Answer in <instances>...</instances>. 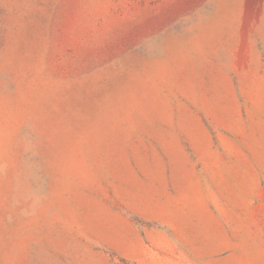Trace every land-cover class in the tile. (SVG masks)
<instances>
[{
	"label": "rangeland",
	"instance_id": "rangeland-1",
	"mask_svg": "<svg viewBox=\"0 0 264 264\" xmlns=\"http://www.w3.org/2000/svg\"><path fill=\"white\" fill-rule=\"evenodd\" d=\"M0 264H264V0H0Z\"/></svg>",
	"mask_w": 264,
	"mask_h": 264
}]
</instances>
